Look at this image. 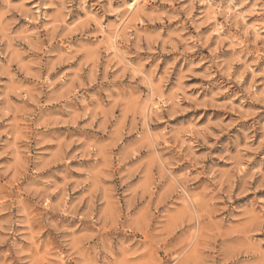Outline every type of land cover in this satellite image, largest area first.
<instances>
[{
	"label": "rangeland",
	"instance_id": "374dc122",
	"mask_svg": "<svg viewBox=\"0 0 264 264\" xmlns=\"http://www.w3.org/2000/svg\"><path fill=\"white\" fill-rule=\"evenodd\" d=\"M131 1L0 4V185L39 190L47 182L49 201L59 210L53 215L73 209L80 215L65 219L84 223L81 216L97 207L87 196L89 173L103 182L113 154L127 140V122L171 99L179 104L173 121L203 114L198 124L185 127L193 134L205 126L222 133L215 136L213 152L221 175L238 168L247 182L248 190L240 191L239 198L264 192V0H138V10L137 5L130 9ZM104 73L115 84L128 86L127 94L112 101L105 95L85 108L77 98L97 88ZM113 103L116 113L123 114L114 130L109 119ZM102 120L112 133L104 141L93 135ZM233 136L240 137L238 142L221 153L219 143ZM158 151L144 145L133 149L139 163L127 160L133 205L142 202L138 197L147 202L160 191L154 177L167 164ZM98 156L108 161L99 170L94 167ZM209 163L205 155L202 166ZM33 175L41 183H30ZM242 181L236 186L242 187ZM149 208L145 203L142 212L146 215ZM16 212L0 211V236L19 245L0 244V264H69L55 245L34 250L27 239L16 236L26 232L14 222ZM106 212L113 215L115 209ZM38 235L43 239L47 233ZM256 236L264 238V233ZM229 239L239 246L238 235Z\"/></svg>",
	"mask_w": 264,
	"mask_h": 264
},
{
	"label": "clouds",
	"instance_id": "9594fccd",
	"mask_svg": "<svg viewBox=\"0 0 264 264\" xmlns=\"http://www.w3.org/2000/svg\"><path fill=\"white\" fill-rule=\"evenodd\" d=\"M8 3L9 0H0V4ZM141 7L138 3L137 10ZM127 87L115 84L114 78L109 80L104 73L97 88L82 93L77 100L87 108L92 102L103 101L105 95L112 101L114 96L127 94ZM117 107L112 104L109 117L113 130L123 120L122 112L116 113ZM177 110L179 104L168 99L150 111L137 112L127 122L124 129L127 140L113 154L104 181L94 172L84 181L89 185L90 204L97 206L95 213L81 216L84 223L65 219L80 215L73 209L53 215L59 210L49 201L47 182L39 190L6 189L0 185V211L15 208L14 222L26 228L25 233L16 236L27 239L34 250L41 245H55L69 264H264V238L256 236L264 233V192L240 199V191L248 190L247 182L242 181L238 168H233L229 175H221L218 154L213 152L218 143L215 136L222 133L205 126L193 134L185 124H198L203 114L173 121ZM211 119L209 116L208 121ZM103 124L102 120L93 133L101 141L112 135ZM106 132L108 135H104ZM239 138L233 136L219 143L221 153L226 154ZM144 145L159 149L157 156L164 158L167 168L163 172L158 169L154 177L160 191L147 202L138 197L142 202L133 205L129 168L139 163L133 159V149L139 150ZM197 152L202 154L197 156ZM205 155L211 159L207 167L202 166ZM127 160H132V165ZM107 163L98 156L94 167L103 169ZM181 164L183 167H173ZM237 181H242V187L236 186ZM30 183L39 184L41 178L33 175ZM260 187H264V177ZM251 191L255 193L256 188ZM145 203H150L146 215L142 212ZM110 207L115 214H107ZM33 233L37 234L36 239H32ZM39 233L47 235L41 239ZM234 235L239 236L238 247H234L236 240L229 239ZM6 242L14 249L19 248L15 239L0 236V244ZM254 248L260 251H253ZM18 255H24L22 249Z\"/></svg>",
	"mask_w": 264,
	"mask_h": 264
},
{
	"label": "bare ground",
	"instance_id": "6f19581e",
	"mask_svg": "<svg viewBox=\"0 0 264 264\" xmlns=\"http://www.w3.org/2000/svg\"><path fill=\"white\" fill-rule=\"evenodd\" d=\"M138 4V0H132L130 3H129V7L130 9L134 8L135 9V6ZM257 29V28H256Z\"/></svg>",
	"mask_w": 264,
	"mask_h": 264
}]
</instances>
